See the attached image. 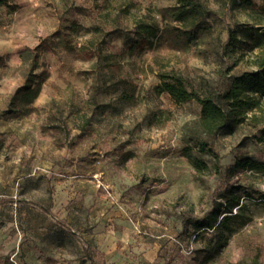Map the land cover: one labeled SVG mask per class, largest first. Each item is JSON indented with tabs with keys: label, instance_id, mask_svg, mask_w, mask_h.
Instances as JSON below:
<instances>
[{
	"label": "rangeland",
	"instance_id": "374dc122",
	"mask_svg": "<svg viewBox=\"0 0 264 264\" xmlns=\"http://www.w3.org/2000/svg\"><path fill=\"white\" fill-rule=\"evenodd\" d=\"M207 1L220 8L221 0ZM175 3L12 0L2 8L0 39L10 47L0 57L4 94L24 83L30 49L43 40L51 48L41 54L37 72L45 68L49 78L36 110L23 117H0V201L15 200L0 203V264H92L80 235L99 264H196L201 243L181 235L180 212L194 202L195 213L202 215L211 207L220 179L209 176L207 188L193 180L182 148L202 105L156 94L158 63L186 69L203 92L225 89L250 67L242 62L222 74L226 66L219 55L202 58L200 44L179 52L160 33L151 32L152 44L119 56L123 75L135 80L141 99L127 103L111 91L100 97L102 106L96 111L87 101L91 80L86 72L96 59L90 52L106 43L124 46L141 22L161 24L160 8ZM226 21L240 37L247 27L264 29V19L239 4L232 5ZM216 28L225 40L223 20ZM0 102L1 110L5 102ZM161 110L171 111V118L154 116ZM259 114V128L246 124L221 135L216 148L224 166L247 158L264 161V109ZM54 124L65 131L55 136ZM235 180L249 185L257 199L245 200L250 204L247 221L237 222L229 243L208 264H264V173L245 169Z\"/></svg>",
	"mask_w": 264,
	"mask_h": 264
},
{
	"label": "trees",
	"instance_id": "16d2710c",
	"mask_svg": "<svg viewBox=\"0 0 264 264\" xmlns=\"http://www.w3.org/2000/svg\"><path fill=\"white\" fill-rule=\"evenodd\" d=\"M11 1L0 0V13ZM220 4L219 9H214L207 0H176L175 4L160 8L161 24L155 21L148 25L141 22L135 34L125 39L124 46L106 43V48L90 52L96 59L92 68L86 72L91 80L90 97L87 101L96 111L102 106L100 97L111 91L117 93V99L127 103H135L141 99L138 84L123 75L119 56L133 55L152 44L151 32L160 33L170 47L179 52L200 44L198 53L202 58L219 55L222 64L226 66L221 71L222 74L231 72L242 62L250 67L235 75L225 89L203 92L186 69L170 67L167 62L158 63L159 82L154 86L156 94L168 93L179 104L195 100L202 105L197 125L185 136L182 148V155L192 166L193 180L207 188L209 176L217 175L220 179L211 195V207L202 215L195 213L194 202L180 212L183 225L181 235L201 243V247L195 250L196 264H208L215 260L237 230V222L243 224L248 219L245 213L250 204L245 200L254 201L257 197L250 191L249 185L235 180L237 173L245 169L264 173V161L256 159L247 158L236 165L224 166L222 155L216 148L222 134H234L246 124L259 128L263 122L259 112L264 109V29L247 27L244 37H240L238 31L227 23L226 15L233 4H239L264 19V0H221ZM220 19L227 30L225 40L221 31L216 28V22ZM49 48V42L43 40L29 50L32 54L31 64L26 69L25 81L13 92L7 108L0 110V117H23L36 110L35 101L49 78L47 69L43 68L39 73L37 71L41 68L42 52ZM159 115L169 120L171 111L154 113V116ZM51 128L55 136L65 131L60 124H54ZM260 130V138L264 140V125ZM66 132L70 134L67 129ZM59 145L64 146L65 143ZM260 192L264 200V192ZM14 201L5 199L0 203ZM36 204L51 213L46 205ZM59 223L66 226L64 221ZM80 238L91 263L99 264L94 258L90 243L82 235Z\"/></svg>",
	"mask_w": 264,
	"mask_h": 264
},
{
	"label": "crops",
	"instance_id": "0c3cea01",
	"mask_svg": "<svg viewBox=\"0 0 264 264\" xmlns=\"http://www.w3.org/2000/svg\"><path fill=\"white\" fill-rule=\"evenodd\" d=\"M9 43L6 39H0V57L3 56L4 52L9 49ZM4 92H6V90L4 88H0V99L4 100L5 104L3 106H1V110L7 108L10 98L12 96V93L9 92V94H4ZM0 100V101H1ZM1 103V102H0Z\"/></svg>",
	"mask_w": 264,
	"mask_h": 264
},
{
	"label": "built area",
	"instance_id": "2783aa9c",
	"mask_svg": "<svg viewBox=\"0 0 264 264\" xmlns=\"http://www.w3.org/2000/svg\"><path fill=\"white\" fill-rule=\"evenodd\" d=\"M260 190H261L262 192H264V183L261 184V188H260Z\"/></svg>",
	"mask_w": 264,
	"mask_h": 264
}]
</instances>
